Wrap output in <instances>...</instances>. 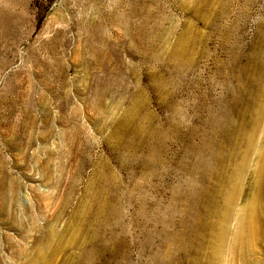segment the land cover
<instances>
[{
  "label": "rangeland",
  "instance_id": "rangeland-1",
  "mask_svg": "<svg viewBox=\"0 0 264 264\" xmlns=\"http://www.w3.org/2000/svg\"><path fill=\"white\" fill-rule=\"evenodd\" d=\"M263 104L264 0H0V264L53 231L42 264H73L64 232L110 183L118 215L83 237L106 259L80 264H212L199 148Z\"/></svg>",
  "mask_w": 264,
  "mask_h": 264
},
{
  "label": "bare ground",
  "instance_id": "bare-ground-1",
  "mask_svg": "<svg viewBox=\"0 0 264 264\" xmlns=\"http://www.w3.org/2000/svg\"><path fill=\"white\" fill-rule=\"evenodd\" d=\"M181 41L177 51L182 54L187 49V40ZM131 117L133 119L134 114L131 113ZM144 129L141 128L140 132L145 134L147 130ZM212 129L210 138L205 142L203 139L197 157L198 173L202 176L197 188L199 252L212 264H220L224 256L230 261L240 259L245 264H262V260L254 255V244L264 243V104L246 106L241 117L232 114L216 116ZM148 132L150 134L151 131ZM256 160L258 165L255 170ZM111 184L107 192L105 188V192H94L91 205L83 213L85 217L64 232V235L70 236L69 249L75 251L66 257L68 261L75 259L73 264L95 259L104 262L106 259L95 246L92 234L88 235L87 238H91L88 241L83 237L91 224L96 226L97 222L105 227L108 219L110 222V218L118 215L116 190ZM60 235L57 231L51 232L42 244V251L36 255H24L28 259L24 264L52 261L55 253L48 251L54 238ZM54 245L61 246V240Z\"/></svg>",
  "mask_w": 264,
  "mask_h": 264
}]
</instances>
